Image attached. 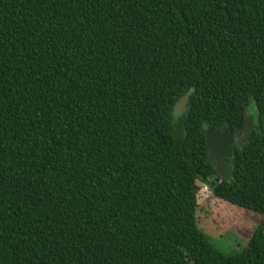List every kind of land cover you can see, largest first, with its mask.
I'll list each match as a JSON object with an SVG mask.
<instances>
[{
  "label": "trees",
  "instance_id": "16d2710c",
  "mask_svg": "<svg viewBox=\"0 0 264 264\" xmlns=\"http://www.w3.org/2000/svg\"><path fill=\"white\" fill-rule=\"evenodd\" d=\"M250 114L224 180L205 131ZM199 182L263 217L243 251ZM0 264H264V0H0Z\"/></svg>",
  "mask_w": 264,
  "mask_h": 264
},
{
  "label": "rangeland",
  "instance_id": "374dc122",
  "mask_svg": "<svg viewBox=\"0 0 264 264\" xmlns=\"http://www.w3.org/2000/svg\"><path fill=\"white\" fill-rule=\"evenodd\" d=\"M199 185L201 228L221 251H243L263 217L215 197L205 183L199 182Z\"/></svg>",
  "mask_w": 264,
  "mask_h": 264
},
{
  "label": "water",
  "instance_id": "95a60500",
  "mask_svg": "<svg viewBox=\"0 0 264 264\" xmlns=\"http://www.w3.org/2000/svg\"><path fill=\"white\" fill-rule=\"evenodd\" d=\"M194 90L185 95L177 104L174 110V118L177 121L184 115L188 109L190 97ZM255 127L254 118L247 116L243 131H237L233 136L228 127L221 131L215 130L212 126H208L205 131L208 152L215 160L217 173L224 180H230L233 172V166L225 164V159L233 157L235 145L243 146L249 139V136Z\"/></svg>",
  "mask_w": 264,
  "mask_h": 264
},
{
  "label": "flooded vegetation",
  "instance_id": "af4514ba",
  "mask_svg": "<svg viewBox=\"0 0 264 264\" xmlns=\"http://www.w3.org/2000/svg\"><path fill=\"white\" fill-rule=\"evenodd\" d=\"M249 116H252L253 118H254V124H255V127L253 128V130H252V132H251V134H250V136H249V139H250V137H251V135H252V133L254 132V131H257V132H261L262 131V127H261V124H262V122H261V120L259 119V118H255V116L253 115V114H250V115H248V117ZM247 118V117H246ZM245 126V125H244ZM225 128V127H224ZM223 129V128H222ZM244 130V128L243 129H240V130H236L234 133H231L233 136H235L236 135V133H237V131H243ZM249 139H248V141H249ZM247 141V142H248ZM242 148L243 146H239V145H235L234 146V150H233V152L235 151V148ZM210 155V154H209ZM211 157V156H210ZM212 158V157H211ZM213 160H214V158H212ZM225 161V164H227V165H231V166H233L234 167V165H233V163H231L230 162V160L227 158V159H225L224 160ZM214 162H215V160H214ZM215 166H216V164H215ZM217 171V170H216Z\"/></svg>",
  "mask_w": 264,
  "mask_h": 264
}]
</instances>
